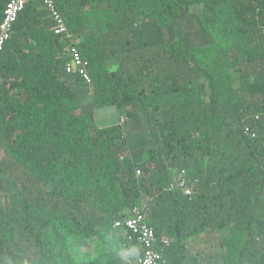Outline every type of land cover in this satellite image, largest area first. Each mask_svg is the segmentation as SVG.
<instances>
[{"label": "trees", "instance_id": "1", "mask_svg": "<svg viewBox=\"0 0 264 264\" xmlns=\"http://www.w3.org/2000/svg\"><path fill=\"white\" fill-rule=\"evenodd\" d=\"M54 2L80 37L93 108L114 107L127 123L137 106L166 132L138 163L121 117L95 125L63 78L65 41L29 4L0 58V174L22 195L0 217V264H128L143 255L137 238L124 239L119 256L102 248L77 261L70 248L103 241L136 205L157 236L169 237L156 248L165 264H189V254L264 264V0ZM193 6L208 42L148 43L145 26L167 28ZM179 163L198 181L191 194L170 188Z\"/></svg>", "mask_w": 264, "mask_h": 264}, {"label": "rangeland", "instance_id": "2", "mask_svg": "<svg viewBox=\"0 0 264 264\" xmlns=\"http://www.w3.org/2000/svg\"><path fill=\"white\" fill-rule=\"evenodd\" d=\"M6 0L2 1L3 2ZM201 10L200 6H193L185 14L179 16L175 22L163 29H154L149 26H145L146 39L148 43L154 44L163 41H169L174 39H179L184 44L189 47L193 45L204 44L209 41V38L202 32L196 21V13ZM2 9L0 6V17ZM19 27V25L17 26ZM15 28L14 34L18 35L19 30ZM232 77L235 83V87L239 84V71L234 69L232 71ZM108 109V110H107ZM138 108H135V111ZM91 116L93 123L99 127L112 125L114 123V107H103V108H92L91 111H88ZM134 118L124 123V127L127 128V135L129 138L130 145L132 149H140L141 156L137 157V160L146 161L149 158L150 147L159 146L162 143V136L166 130L160 129L155 121L156 118L153 114H144L140 111L137 114H134ZM146 128V129H145ZM148 147V149H147ZM142 161V162H143ZM140 162V163H142ZM184 164L179 163L172 166V173H180L182 171ZM10 174L3 172L0 174V217H8L11 211L20 204L21 200V190L17 185H15L9 177ZM49 189H54L56 187V182H50L47 184ZM32 217L43 228H47L45 221L41 213L37 210L32 212ZM106 237L103 241L93 240L89 242H80L76 241L70 248L71 255L77 260H81L85 255H95L98 250L105 248L112 251L115 255L119 256V250L122 248V243L126 239V232L124 229H111L106 231ZM196 246L201 247L199 242L195 243ZM202 248H208V244L203 243ZM197 249V248H196ZM137 252V251H135ZM200 259L195 260L191 257V254L188 255L189 264H214L209 260L206 255H200ZM138 259V256H135L133 260Z\"/></svg>", "mask_w": 264, "mask_h": 264}, {"label": "built area", "instance_id": "3", "mask_svg": "<svg viewBox=\"0 0 264 264\" xmlns=\"http://www.w3.org/2000/svg\"><path fill=\"white\" fill-rule=\"evenodd\" d=\"M35 0H7L0 18V58L4 52L7 42L11 39L15 31V24L20 14L29 4ZM43 6L48 11L50 17V30L54 35L65 41L67 50L63 56L61 67L64 75L74 76L80 80L85 87L91 90L93 81L89 73L87 63L82 59L75 43L76 37L71 35L66 23L61 16L54 0H41ZM121 123L126 122L124 116L120 119ZM247 133V131H246ZM140 173V169H137ZM170 188L175 192L191 194L198 188V181L188 179L186 171L172 173ZM113 228H123L131 233H127L126 240L132 241L137 238L143 247V255L128 264H165V258L162 252L156 248L160 244H167L169 237L167 235L157 236L154 229L147 223L146 209L144 205H136L129 210L126 219L117 221ZM159 243V244H158Z\"/></svg>", "mask_w": 264, "mask_h": 264}, {"label": "crops", "instance_id": "4", "mask_svg": "<svg viewBox=\"0 0 264 264\" xmlns=\"http://www.w3.org/2000/svg\"><path fill=\"white\" fill-rule=\"evenodd\" d=\"M32 7L35 8L36 14L38 16H40L41 18H43L45 20V22L47 23V26L50 27V17L48 15V11L43 6L42 1L41 0H35L34 3L32 4ZM76 40L77 41L80 40V37H76ZM63 78L67 83L76 87L77 94H78L77 102L79 103V105L83 109H85L87 112L91 111V109L93 108V99L91 97L90 90L88 88H86L84 85H82V83L78 79H76L74 76L64 75ZM135 108H137V106H133L131 108H128L127 110L133 111L134 114H137L139 112V110L137 109L138 111H135ZM120 117H121L120 112L115 108L114 123L113 124L119 122ZM125 129L127 132V128H125ZM128 143H129V147L131 149V152L133 154L135 161L138 163L142 162L143 160H137V157L141 156L140 149H138V147L136 149H132V146L130 145V142H129V138H128ZM147 149H148V147H147Z\"/></svg>", "mask_w": 264, "mask_h": 264}]
</instances>
